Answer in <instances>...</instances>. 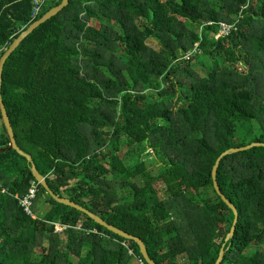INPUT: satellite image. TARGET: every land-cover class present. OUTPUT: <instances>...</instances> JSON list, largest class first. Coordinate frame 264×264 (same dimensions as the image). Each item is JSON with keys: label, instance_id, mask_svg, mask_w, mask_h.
Wrapping results in <instances>:
<instances>
[{"label": "trees", "instance_id": "16d2710c", "mask_svg": "<svg viewBox=\"0 0 264 264\" xmlns=\"http://www.w3.org/2000/svg\"><path fill=\"white\" fill-rule=\"evenodd\" d=\"M60 1L32 17L33 0H0V56ZM220 22L236 29L215 39ZM196 60L209 62L202 76ZM1 80L16 143L56 197L140 238L156 264H214L222 244L220 264H264V147L218 164L239 215L227 241L233 214L211 180L220 153L264 143V0H68L8 55ZM132 146L127 164L119 153ZM149 153L163 161L154 174ZM34 184L25 157L0 152V264H147L135 241L39 184L27 216L14 196Z\"/></svg>", "mask_w": 264, "mask_h": 264}, {"label": "water", "instance_id": "95a60500", "mask_svg": "<svg viewBox=\"0 0 264 264\" xmlns=\"http://www.w3.org/2000/svg\"><path fill=\"white\" fill-rule=\"evenodd\" d=\"M68 4V0H61L60 3L52 8H50L47 12H45L39 19L31 22L26 29H24L23 31H21L17 38L14 39V41L12 43H10V45L7 47V49H5V51L3 52V54L0 56V120H1V124L4 127L5 130V134L8 140V145L4 148L0 149V152H6L9 150H15L17 151L21 156L25 157L27 159V161L29 162L30 166H31V171L33 173V177L35 178V181L37 184H39L41 187H43V190L46 192V194L56 203L60 204V205H66L69 206L71 208L76 209L77 211L83 212L85 213L90 219H92L95 223H97L98 225L104 227L105 229H107L108 231L112 232L113 234L121 237V238H125V239H129V240H133L135 241L139 248H140V252L142 257L144 258V260L146 261L147 264H156L149 256L148 252H147V248L144 244V242L136 237L133 236L131 234H128L124 231H121L119 229H117L116 227L108 224L107 222H105L104 220H102L100 217H98L97 215L89 212L88 210H86L85 208L79 206L78 204L70 201L69 199L65 198V199H61L56 197L48 188L47 184H46V178L43 177V175L38 171V169L36 168L34 162H33V158L31 155L25 153L23 150L20 149V147L17 145L16 143V139H15V135H14V131H13V127L12 124H10L8 115L6 113L4 104L2 102V98H1V72L4 66V62L7 59L8 55L10 53H12L15 48L20 44V42L28 35L30 34L36 27H38L40 24H42L43 22H45L46 20H48L49 18L55 16L58 12H60L66 5ZM252 147H264V143H259V142H252L249 143L248 145H245L243 147H237V148H229L225 151H223L222 153H220L218 155V157L216 158L214 165L212 166L211 169V180H212V187L213 190L215 192L216 195H218L220 197V200L223 202V204L232 212L233 214V222L231 225V228L229 230V232L227 233L226 237H225V241H227L228 239H230L233 236L234 231H236V227L238 224V219H239V215H238V211L236 208L233 207L232 204H230L222 195V193H220V190L217 186L216 183V171H217V167L218 164L220 162V160L225 157L228 154H232V153H238L241 151H245L248 150ZM224 254V244H222V246L219 249L218 252V256L217 259L215 260L214 264H220L222 257Z\"/></svg>", "mask_w": 264, "mask_h": 264}, {"label": "rangeland", "instance_id": "374dc122", "mask_svg": "<svg viewBox=\"0 0 264 264\" xmlns=\"http://www.w3.org/2000/svg\"><path fill=\"white\" fill-rule=\"evenodd\" d=\"M149 44L155 48L159 47V42L156 39H150L149 40ZM200 60V59H199ZM194 61L193 65H191V68L200 76L205 74V66L207 65V63H209L208 61L204 62V65H201L200 61ZM245 65V63H244ZM242 65H238L236 66V68L240 71V72H246V67ZM0 132H2V127H1V120H0ZM136 146H132V147H125L122 148L120 151V156L122 157V160H124L127 164L132 163L134 161V159H136ZM142 159H149L150 161V165L147 164L146 165V171H148L149 173H156L158 171H160L162 169V165L161 163L163 162L162 160H160L158 157H156V155H154V153H149L148 155L144 156ZM142 180L140 177L137 178V184L138 185H142ZM161 197L163 198L164 195L161 194ZM43 211L44 210H40L37 212V217H42L43 216ZM56 228H60L58 225L55 226Z\"/></svg>", "mask_w": 264, "mask_h": 264}, {"label": "built area", "instance_id": "2783aa9c", "mask_svg": "<svg viewBox=\"0 0 264 264\" xmlns=\"http://www.w3.org/2000/svg\"><path fill=\"white\" fill-rule=\"evenodd\" d=\"M44 1L45 0H33L34 8L32 11V17H35L39 13L40 6L43 4ZM233 29H236V26H234L233 24H227L224 22H220L218 24V29H217L216 34L214 35V38L218 39L219 37L227 36ZM197 51L199 52L197 48V44H195L193 50L186 53L184 57L189 58ZM1 193L4 194L6 192L2 190ZM37 194H38V186L37 184H34L29 189L28 193L24 197L20 198L18 196H14V199L18 202V205L24 210L25 214L31 217L32 219H36V217L33 214V207H34V201L36 200ZM56 230L58 231L60 230V228H56ZM140 262L141 264L143 263L141 260Z\"/></svg>", "mask_w": 264, "mask_h": 264}]
</instances>
